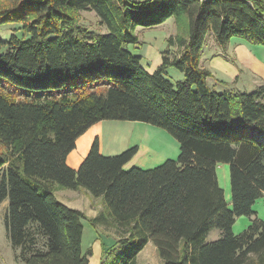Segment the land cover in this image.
<instances>
[{
	"label": "trees",
	"instance_id": "16d2710c",
	"mask_svg": "<svg viewBox=\"0 0 264 264\" xmlns=\"http://www.w3.org/2000/svg\"><path fill=\"white\" fill-rule=\"evenodd\" d=\"M5 1L0 25L19 28L0 38V82L15 87L0 90V202L7 200L4 226L22 263L88 264L86 220L113 232L105 264H136L148 242L160 264H264V221L232 232L264 195V81L250 93L217 92L200 66L208 33L222 50L233 37L264 45V0ZM78 11L95 12L107 31L89 30ZM169 17L181 29L148 72L128 48L141 47L134 31ZM168 67L183 78L167 79ZM106 119L165 129L179 143L177 159L124 170L137 147L104 156L95 137L79 166H68L76 139ZM220 163L229 166L230 207ZM55 188H82L101 209L88 217ZM211 229L220 237L207 241Z\"/></svg>",
	"mask_w": 264,
	"mask_h": 264
},
{
	"label": "rangeland",
	"instance_id": "374dc122",
	"mask_svg": "<svg viewBox=\"0 0 264 264\" xmlns=\"http://www.w3.org/2000/svg\"><path fill=\"white\" fill-rule=\"evenodd\" d=\"M137 1V0H135ZM5 0H0V8L7 6ZM76 20L83 24L91 31L105 33L106 27L101 26L99 19L93 11H78L72 12ZM16 27L19 28L17 23H6L0 25V38L2 40H8L9 36L15 31ZM181 29V26L177 28V23L174 17H169L167 21L157 26L152 27H136L134 33L137 36L139 42H150L154 45H159L162 49L167 46V39L170 36H175L177 30ZM18 35V33H17ZM238 37H234L237 39ZM241 40V38H238ZM232 40L225 50H222L215 42L213 35L208 33L204 41L201 55L203 54V62L206 63L210 59V51L217 47V51L213 52L214 59L220 57V61H227V65H231L233 73L237 77H231L228 70L223 68L221 65H210L208 68L212 71V78L208 80L210 88L221 92L225 87L233 86L240 88L245 92H253L257 88V81H261V74L254 72L250 67L245 66L241 63L238 55L239 49L250 50L255 57L264 64V45L253 44L247 39ZM205 47V48H204ZM133 54L139 55V51L143 53L144 49H133L131 46L128 47ZM174 50V49H173ZM238 50V51H237ZM224 51V52H223ZM226 54V55H225ZM148 60L143 59L144 64L149 62V65L153 62V54L147 53ZM208 58V59H207ZM219 59V58H218ZM237 69V71H236ZM164 74L167 79L172 82H176L183 78V74L172 67H168ZM260 75V76H259ZM217 80H222L225 85L218 84ZM229 82V83H228ZM262 83V82H261ZM260 84V83H259ZM225 86V87H224ZM15 87L4 84L2 86L0 82V90L4 93L14 90ZM232 88V87H231ZM20 92V90L18 91ZM24 94H19L18 98H23ZM96 125V126H95ZM93 126V125H92ZM90 126L83 134H81L76 140L78 151L84 152L85 141L91 136L95 137L99 141V152L104 156H112L122 153L128 148L137 147L136 153L131 159L126 161L123 165L124 170H129L133 167L139 169H149L162 164L165 160H176L179 154V143L178 141L165 129L158 126L128 120H101ZM91 142V144H92ZM216 175L219 186L224 192L227 206L230 207L231 200V187L229 179V166L226 163H220L216 167ZM55 196L67 203L73 208H77L83 211L88 217H92L95 211L98 212L101 209V201L98 198L92 197L86 190L78 188L77 190L67 188H55ZM63 202V203H64ZM66 204V205H67ZM69 206V207H70ZM7 208V200L0 202V264H23L19 255L20 248L13 247L5 230L4 216ZM98 210V211H97ZM252 211L254 212L251 216H238L235 218L232 225V232L234 234H240L250 224L254 218L264 221V195L255 200L252 205ZM83 238L82 246L85 247L88 241L95 238L93 231L96 227H93L88 221L83 222ZM102 237V236H101ZM220 237V231L218 229H211L207 234V241H213ZM107 237H102V239ZM40 242V241H39ZM104 242V241H103ZM105 243V242H104ZM106 244V243H105ZM107 245V244H106ZM150 249L154 252V246L149 244L141 253L150 256ZM92 256V254H91Z\"/></svg>",
	"mask_w": 264,
	"mask_h": 264
},
{
	"label": "crops",
	"instance_id": "0c3cea01",
	"mask_svg": "<svg viewBox=\"0 0 264 264\" xmlns=\"http://www.w3.org/2000/svg\"><path fill=\"white\" fill-rule=\"evenodd\" d=\"M101 26H103V25H101ZM232 40H240V39H238V38L234 39V37H233L229 41V44H230V42ZM240 41L244 42L242 39ZM140 43H141L140 49L145 48L143 53L141 52V50L139 51V53H140L139 55L141 56V63L143 62V59H146V60L149 61V59L152 57V56L149 57L147 55V53H152L153 54V62L151 63V65H149V62L146 63V64L142 63V65L144 66V68L148 72H153L160 65V63H161V52L165 48L162 49L159 45H154V44H152L150 42H140ZM239 47H238V49H239L238 55L240 57L239 61L241 63H243L245 66L250 67L254 72H256L258 74H261V81H259V82L257 81V84H256L257 87H258L261 84V82L264 81V64L262 62H260L255 57V55L252 54V52L250 50H248V49L247 50H243V49H240ZM216 48L217 47L214 46V49H212L210 51L209 54L212 55V56H210V59L207 60L206 63L203 62V54L201 55V57H200V66L209 69L208 66H210V65H212V66H214V65L220 66L221 65L223 68L228 70V73H229V75L231 77H233V76L237 77L235 75V73L231 72L232 71V67H231V65H227V61H224V60L220 61V57L219 56H218L219 59L218 58L214 59L215 56L213 55V52L214 51L218 52V50ZM236 71H237V69H236ZM211 73H212V71H211ZM217 81L219 82L218 84L220 86L222 84L221 82L226 83V82H224L222 80H217ZM229 87L241 90L240 88H237V87H233V86H229ZM221 91H222V89H221ZM93 126H94V124H93ZM92 139H93V137L91 136L89 139H87L85 141H82V142L85 143V149H84V152L81 153V154L78 151L77 143L75 141L74 149L71 150L66 156V163H67L68 166H70L71 168H74V169H76L79 166V164L82 162V160L86 156V154H87V152H88V150H89V148L91 146ZM76 140H78V139H76ZM62 202H64V201H62ZM65 204H67V203H65ZM68 206H70V205H68ZM70 207H73V206H70ZM96 214H97V212L95 211L93 214H91V216H95ZM83 230H84V228H83ZM93 234H94L95 238H92V236H91V239L88 241V244L85 247V249L82 246L83 251H85L89 247L91 248L92 256L90 255L88 257V264H105L110 258V255H109L110 252L109 253H104V252H106V250H108L109 248L115 247V246H112L114 244V242H115V238H114L113 232L108 230V229H105V228H103L101 226H96L95 230L93 231ZM101 236L102 237H107V238L106 239H104V238L102 239ZM82 238H83V235H82ZM206 240H207V238H206ZM149 244H152V243L148 242L142 248V250L137 253L136 258H135L136 264H160L161 261H160V258L157 255V252H154L152 249H150L151 250L150 251V256L148 258H147L146 255H144V253H141L146 247L149 246ZM154 250L156 251L155 247H154Z\"/></svg>",
	"mask_w": 264,
	"mask_h": 264
}]
</instances>
